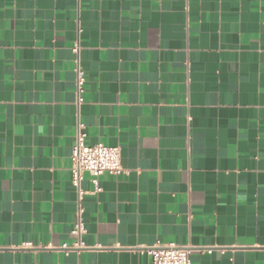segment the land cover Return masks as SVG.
<instances>
[{
    "label": "crops",
    "instance_id": "crops-1",
    "mask_svg": "<svg viewBox=\"0 0 264 264\" xmlns=\"http://www.w3.org/2000/svg\"><path fill=\"white\" fill-rule=\"evenodd\" d=\"M80 125L121 148L100 191L72 183ZM157 242L264 264V0H0V264H152Z\"/></svg>",
    "mask_w": 264,
    "mask_h": 264
},
{
    "label": "built area",
    "instance_id": "built-area-1",
    "mask_svg": "<svg viewBox=\"0 0 264 264\" xmlns=\"http://www.w3.org/2000/svg\"><path fill=\"white\" fill-rule=\"evenodd\" d=\"M79 49L80 46L77 44L73 50L78 54ZM76 73L78 99L80 102L82 101L80 95L85 82V72L79 65L78 59ZM71 162L72 183L78 189L80 188L85 173H88L91 176L95 191H100L102 189L100 185V176L102 174L108 172L119 175L124 171L121 148L119 146H108L103 143H96L93 145L87 144L86 133L82 130L81 125L77 132L76 142L72 148ZM83 211V207L79 205L77 210V220L72 230V233L79 237L87 231L83 219ZM83 245L84 243L80 241L75 245L65 244L64 248H79ZM208 251L211 252L212 250L209 249ZM148 252L152 258V264H192V247L176 245L173 243L164 245L157 242L153 247L149 248Z\"/></svg>",
    "mask_w": 264,
    "mask_h": 264
}]
</instances>
